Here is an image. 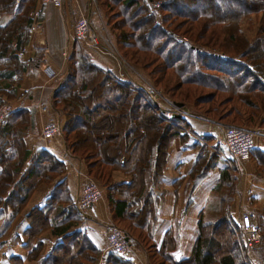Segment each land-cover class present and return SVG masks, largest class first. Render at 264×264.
<instances>
[{"label":"trees","instance_id":"obj_1","mask_svg":"<svg viewBox=\"0 0 264 264\" xmlns=\"http://www.w3.org/2000/svg\"><path fill=\"white\" fill-rule=\"evenodd\" d=\"M95 4L121 58L161 97L188 108V117L167 116L164 103L149 101L137 78L123 79L95 64L89 51L99 50L80 42L73 29L64 70L53 78L56 88L51 107L61 117L68 151L84 161L90 179L105 190L112 222L122 225L129 242L134 238L146 246L150 264H264V211L257 217L261 242L254 250L245 242L241 222L233 220L224 204L217 221L200 217L190 257H174L170 231L160 244L155 241L172 142L196 136L194 146L202 151L214 139L197 134L189 119L245 130L264 127V0H95ZM0 14L12 15L0 26L1 105L11 103L3 95L13 94L19 76L40 64L46 47L31 42L34 26L44 22L39 0H0ZM28 45L34 57L20 60L18 53ZM115 110L119 128L124 124L118 120L121 115L130 118L128 129L138 151L122 140L118 151L106 153L102 144L87 142L90 126L86 119L98 116L102 122ZM34 121L32 110L19 107L0 127V240L9 234L33 193L51 185L45 204L34 206L15 229L24 224V233L14 235L17 240L27 238V260L134 264L133 258L103 252L81 230L84 217L70 195L66 164L48 150L26 147ZM152 126L158 133L147 142ZM122 133L125 137L127 129ZM254 147L249 158L259 159L264 166V152ZM222 149L215 146L210 163L220 158ZM201 162L197 160L195 171ZM117 171L131 180L115 181ZM47 232L57 241L42 255L41 238ZM10 261L23 264L19 256Z\"/></svg>","mask_w":264,"mask_h":264},{"label":"crops","instance_id":"obj_2","mask_svg":"<svg viewBox=\"0 0 264 264\" xmlns=\"http://www.w3.org/2000/svg\"><path fill=\"white\" fill-rule=\"evenodd\" d=\"M91 6V0H63L62 7L39 0V7L44 11V22L34 26L31 42L45 46V54L38 66L29 67L19 76L20 83L14 85L13 94L3 95L2 98L18 105L20 109H30L34 112V127L25 138L26 147L32 151L48 150L66 164L64 177L67 179L70 195L76 203L84 184L90 179L87 167L84 161L68 151L62 133L50 139L45 138L42 133L49 124L55 123L61 127V117L51 107L56 78H51L49 73H55L57 76L64 70L67 58L63 55L62 49L68 46L75 19L80 16V8L87 13L90 21L92 20ZM11 17L10 14H0V26L6 24ZM92 28L97 32L93 25ZM26 47L25 60L32 59L34 57L32 46ZM89 53L92 61L98 66L117 73L123 79L129 77L136 80L130 69L122 67L119 59L112 57L113 60L100 50L98 52L90 50ZM189 122L197 134L213 136L214 139L207 144V149L202 151L194 146L197 141L196 136L177 138L170 147L169 161L164 173L165 193L159 204V223L155 232V241L160 244L165 233L172 232L171 236L175 244L172 253L177 260L191 256L200 217L202 216L206 222L217 221L222 204L230 211L233 220L237 223L240 222L245 210L256 220L264 211V166L259 164L260 160L258 159V163L253 157L242 162L232 159L225 146L221 144L223 136L220 123L195 118H190ZM259 139L254 149L264 152V137ZM216 145H220L223 149L220 151V158L210 163V154L215 150ZM199 159L202 161L200 169L195 171V164ZM114 180L129 182L131 178L117 171L114 172ZM51 187V185L43 186L33 194L9 234L0 240V264H11L9 259L15 256L27 260L25 249L27 239L23 236L17 240L14 235L16 232L21 235L24 233V224L17 229L18 231L15 229L34 206L45 204ZM83 217L81 230L97 248L108 252L107 227L113 225V220L105 190L102 197L83 213ZM41 240L44 243L43 249L46 248L48 253L57 238L47 232ZM7 246L10 252L5 250ZM130 246L134 264H150L148 250L144 244L131 238ZM16 250L17 253L14 252ZM24 251L25 256L22 253ZM27 262L36 264L35 261Z\"/></svg>","mask_w":264,"mask_h":264},{"label":"built area","instance_id":"obj_3","mask_svg":"<svg viewBox=\"0 0 264 264\" xmlns=\"http://www.w3.org/2000/svg\"><path fill=\"white\" fill-rule=\"evenodd\" d=\"M19 0H17L18 2ZM45 3H52L57 7L63 6V0H43ZM75 1V0H74ZM92 3V0H91ZM74 34L76 38L90 47L104 50L109 54V50L103 49L100 44V38L91 26L90 18L85 11L80 8V16L74 25ZM63 55L67 56V48L62 49ZM103 52V51H102ZM27 47H24L19 53L20 60L25 61ZM112 56H116L111 52ZM51 78H55V73H49ZM145 94L149 101H162L168 109L167 116L171 115H185L182 108L176 107L172 100L163 98L157 92L156 88L149 84L142 85ZM19 107L12 103H2L0 105V127L6 118ZM222 141L221 144L225 146L227 152L237 161L242 162L249 158L252 148L255 146V140L264 137V132L260 130H245L231 125H221ZM43 136L47 139L53 138L61 134V127L55 123L49 124L43 130ZM103 195L102 188L92 179L84 184L81 194L77 199V207L82 213H85L92 205ZM241 225L244 234V239L249 249H257L261 242V233L258 225L255 223L253 216L249 212H245L241 218ZM107 237V250L113 252L117 256L130 259L132 257V248L127 240L124 230L112 225L109 227Z\"/></svg>","mask_w":264,"mask_h":264},{"label":"rangeland","instance_id":"obj_4","mask_svg":"<svg viewBox=\"0 0 264 264\" xmlns=\"http://www.w3.org/2000/svg\"><path fill=\"white\" fill-rule=\"evenodd\" d=\"M96 3H97V1H96ZM91 9H92V13H93L92 20L90 21L91 26L93 25L95 30H97V34L99 35L101 46L104 49L109 50V54H108L109 56L108 55L107 56L109 58L113 59L112 58L113 56H111V52L114 53L116 55L115 58L119 59V62L122 63V67H124L125 69H130L131 70V74L133 76H135L137 78V80H139L141 83L149 84L145 79H143L142 75H140L139 73L135 72L131 68V66L129 64H127L121 58L118 50L116 49V45L114 44V40H115L114 35H113L112 31L110 30V28L108 27V25H106L107 21H106L105 17L103 18L102 16H100V13H102V12H99V9H98V7L95 4V0H92ZM76 21H77V18L75 19V23H76ZM75 23H74V25H75ZM248 27H249V25H248ZM255 29H256V25H255V28L253 29L254 33H255V31H254ZM120 68H121V66H120ZM119 112H121V111H119ZM116 113L118 114V112H116V110H115L112 115H109L107 117V119L102 121V122H98V119H97L98 116H94L93 120H92V118H90V119H86L85 118L89 122L88 124L90 126L89 133L86 136V139L88 140L87 142L90 143V144L92 143L94 145L102 144L101 149H102V151L104 153H106L108 151L109 152L118 151L117 146H118L120 140H122L126 144H129L130 149H132V147H134L133 151H135V152L138 151L137 148L134 145V141H136L135 136H133L131 134V131L128 129L130 127V123H129V119L130 118L128 116L121 115L118 120H120L121 123H124V124H123L122 128H119L118 127L119 125H118V122H117V118L115 117ZM120 114H122V112ZM185 115H187V114H185ZM187 117H188V115H187ZM220 128H221V123H220ZM125 129H127V135L125 137H123L124 135H123L122 132ZM252 130H260V131L264 132V127H255V128H252ZM119 131H122V132H119ZM157 133L158 132H156L155 127L152 126L150 128V130H149L148 138H145V140H147V142L151 141L150 137H152L153 134L156 135ZM94 135H95V138H94ZM135 152H134V154H135ZM261 164H263V163H261ZM36 192L37 191H35L33 194H35ZM245 212H247V211L245 210L243 213H245ZM243 213H242V215H243ZM241 218H242V216H241ZM254 221L258 225V221L256 219H254ZM113 225H115L116 227H119L121 230H123L122 225L120 226V225H117V224H114V223H113ZM109 230H110V228L107 227V234H108ZM25 239H27V238H25ZM47 240L48 239H46V241ZM5 250L7 252H10L8 246L6 247ZM26 250H27V255H28L30 249H26ZM19 251H21V250H19ZM25 251L22 252L24 256H25V253H26ZM14 252L17 253V250L14 251ZM45 253H47L46 252V248H44V252H43L42 255H44ZM29 260L30 259L25 260V261L23 260V264H28L27 261H29ZM9 261H10V259H9ZM10 263H11V261H10Z\"/></svg>","mask_w":264,"mask_h":264},{"label":"water","instance_id":"obj_5","mask_svg":"<svg viewBox=\"0 0 264 264\" xmlns=\"http://www.w3.org/2000/svg\"><path fill=\"white\" fill-rule=\"evenodd\" d=\"M185 110L187 111V110H188V108H185ZM175 116L179 117L180 115H175ZM127 239H129V238H127Z\"/></svg>","mask_w":264,"mask_h":264}]
</instances>
